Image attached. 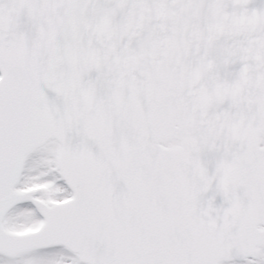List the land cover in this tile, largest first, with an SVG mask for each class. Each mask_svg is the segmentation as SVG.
<instances>
[{"label":"snow or ice","instance_id":"snow-or-ice-1","mask_svg":"<svg viewBox=\"0 0 264 264\" xmlns=\"http://www.w3.org/2000/svg\"><path fill=\"white\" fill-rule=\"evenodd\" d=\"M0 264H264V0H0Z\"/></svg>","mask_w":264,"mask_h":264}]
</instances>
